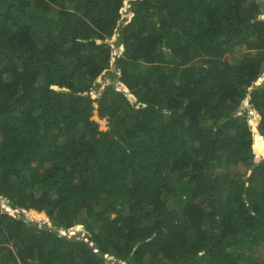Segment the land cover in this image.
Masks as SVG:
<instances>
[{
  "label": "trees",
  "instance_id": "1",
  "mask_svg": "<svg viewBox=\"0 0 264 264\" xmlns=\"http://www.w3.org/2000/svg\"><path fill=\"white\" fill-rule=\"evenodd\" d=\"M78 224L93 246L63 237ZM263 245V0H0V264H264Z\"/></svg>",
  "mask_w": 264,
  "mask_h": 264
},
{
  "label": "rangeland",
  "instance_id": "2",
  "mask_svg": "<svg viewBox=\"0 0 264 264\" xmlns=\"http://www.w3.org/2000/svg\"><path fill=\"white\" fill-rule=\"evenodd\" d=\"M263 2H264V0H263ZM115 41H116V39H113V40L111 41V44H115ZM238 51H239V49L236 50L235 55H237ZM240 51L243 52V51H245V49H242V50H240ZM117 75H118V77H116V78H112L107 72H104L103 75L101 76V78L99 79L98 83H97L98 87L96 88L95 94H98L99 92H101V91L104 89L105 86H107V85H109V84H111V83H116V82H118V78H119V75H120V74L117 73ZM247 105H249V107H248ZM241 109H242L243 111H248V112H247V116H248L249 122H250L252 125H255L256 122H257V120H258V116H257V114L254 112V110L251 108V106H250V104H249V98L243 103ZM251 112H252V113H251ZM94 118L99 122V124H100L101 127H103L104 129H107V128H108L109 123H108V120H107V119H99L96 113H95ZM235 170H236V171H235ZM235 170H231V171H230V172H234V173H235V175H234L233 173L228 174L229 172H228L226 169L222 168V170H219L218 175L221 176L220 179H221L222 181H225L226 184H227V182H231L233 179H235V180H240V179L238 178L239 176L237 177V175L239 174V171H238L236 168H235ZM241 176H242V177H246V176L243 175V174L240 175V177H241ZM2 204H3V203H1V205H2ZM1 207H4V205H2ZM31 212H32V211L28 212V211L21 210L19 213H20L22 216H24V218H26V219H28V220H30V221L38 222V223L41 224V225H47V226H49V227H52L51 220L47 217V215H46L45 213H44V214L46 215V219L40 221V219H33V220H32V219H31ZM42 215H43V214H42ZM73 230L78 231V233H79L80 235H82V234L88 235V233H86V231H85V228H84L81 224H78ZM258 255H259V257H260L261 259L264 260V245L261 246V247L258 249Z\"/></svg>",
  "mask_w": 264,
  "mask_h": 264
},
{
  "label": "clouds",
  "instance_id": "3",
  "mask_svg": "<svg viewBox=\"0 0 264 264\" xmlns=\"http://www.w3.org/2000/svg\"><path fill=\"white\" fill-rule=\"evenodd\" d=\"M75 228V227H74ZM73 228V229H74ZM67 230V231H65L66 233H67V235H63V237H75V236H79L81 239H84V241L85 242H88L91 246H93V244L92 243H90V241H89V238H88V235H85V234H82V235H80L79 233H78V231H76V230ZM71 233H73V234H71ZM112 259V258H111Z\"/></svg>",
  "mask_w": 264,
  "mask_h": 264
},
{
  "label": "bare ground",
  "instance_id": "4",
  "mask_svg": "<svg viewBox=\"0 0 264 264\" xmlns=\"http://www.w3.org/2000/svg\"><path fill=\"white\" fill-rule=\"evenodd\" d=\"M41 214L45 215L44 213H41ZM36 215H38V214H36ZM33 219H40V221L43 220L42 216H39V217L33 216L32 217V220Z\"/></svg>",
  "mask_w": 264,
  "mask_h": 264
},
{
  "label": "built area",
  "instance_id": "5",
  "mask_svg": "<svg viewBox=\"0 0 264 264\" xmlns=\"http://www.w3.org/2000/svg\"><path fill=\"white\" fill-rule=\"evenodd\" d=\"M62 234H63L64 236H65V235H67V233H66V232H64V231L62 232ZM71 234H73V233H71Z\"/></svg>",
  "mask_w": 264,
  "mask_h": 264
}]
</instances>
